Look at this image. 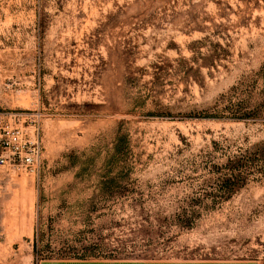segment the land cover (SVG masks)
Instances as JSON below:
<instances>
[{"label":"rangeland","instance_id":"374dc122","mask_svg":"<svg viewBox=\"0 0 264 264\" xmlns=\"http://www.w3.org/2000/svg\"><path fill=\"white\" fill-rule=\"evenodd\" d=\"M239 101L256 114L205 116ZM15 123L42 165H0V264H264V178L216 184L264 142V0H0V137Z\"/></svg>","mask_w":264,"mask_h":264},{"label":"trees","instance_id":"16d2710c","mask_svg":"<svg viewBox=\"0 0 264 264\" xmlns=\"http://www.w3.org/2000/svg\"><path fill=\"white\" fill-rule=\"evenodd\" d=\"M197 43H202V41H197ZM217 48L210 49V52L207 54H202L200 51V56H194L192 60L183 59L184 63H189L193 61L194 64H198L200 60L208 64H216L217 61H220L222 56L225 55L223 46L221 44L216 45ZM222 51V52H221ZM198 53V52H197ZM185 72L193 70L192 66H183ZM188 67V69H187ZM229 114L218 113H208L206 117H229L236 120L247 119L250 116L256 114V109L249 108L245 102H237L236 104L226 105L225 107ZM120 144L117 141L115 146V151H119ZM220 173L217 181V187L221 194L224 197H230L238 189L246 185L251 177H261L264 178V142L257 143L253 147L248 148L243 153L235 155L230 158L223 166L216 167Z\"/></svg>","mask_w":264,"mask_h":264},{"label":"built area","instance_id":"2783aa9c","mask_svg":"<svg viewBox=\"0 0 264 264\" xmlns=\"http://www.w3.org/2000/svg\"><path fill=\"white\" fill-rule=\"evenodd\" d=\"M32 127L33 132L17 123L3 126L0 137V165L8 164L16 169L39 172L42 165V143L37 124Z\"/></svg>","mask_w":264,"mask_h":264},{"label":"crops","instance_id":"0c3cea01","mask_svg":"<svg viewBox=\"0 0 264 264\" xmlns=\"http://www.w3.org/2000/svg\"><path fill=\"white\" fill-rule=\"evenodd\" d=\"M60 264H122V263L112 261L109 259H76V260H66ZM155 264H258V263L252 261L204 260L194 263L168 262V263H155Z\"/></svg>","mask_w":264,"mask_h":264}]
</instances>
